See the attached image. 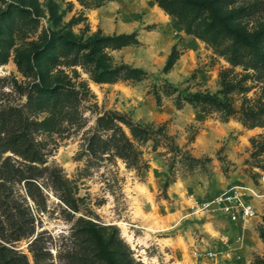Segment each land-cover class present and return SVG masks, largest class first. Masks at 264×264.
Here are the masks:
<instances>
[{"label":"rangeland","instance_id":"obj_1","mask_svg":"<svg viewBox=\"0 0 264 264\" xmlns=\"http://www.w3.org/2000/svg\"><path fill=\"white\" fill-rule=\"evenodd\" d=\"M201 1L209 6L182 11L188 19L195 16L200 29L212 21L207 40L187 32L157 0H0V49L7 56L0 75L27 88L32 82L71 86L81 97L76 119L60 116L57 125H41L35 132L44 164L60 168L78 205L76 211L67 208L49 183L42 188L43 211L26 197L39 220L34 235L39 231L46 239L41 263L60 264L73 223L81 217L126 244L111 252L117 264H264V196L252 198L257 213L248 219H231L204 205L234 183L264 191V150L257 152L264 121L248 126L239 117L241 110L264 106V67L231 63L232 43L223 37L229 29L260 39L264 50V0ZM132 32L133 41L96 47L101 36ZM173 45L177 58L165 71ZM68 46L83 63L67 62ZM236 48L245 49L240 38ZM121 64L141 68V78L95 80L102 67ZM229 84L235 88L224 91ZM194 92L209 93L217 102L185 98ZM226 107L236 110L227 114ZM105 109L148 128L146 137L132 138L123 125L139 152L137 167L85 150L96 116ZM31 116L40 121L52 111L35 109ZM17 187L23 192L22 184ZM28 241L20 240L16 248L36 264Z\"/></svg>","mask_w":264,"mask_h":264},{"label":"trees","instance_id":"obj_2","mask_svg":"<svg viewBox=\"0 0 264 264\" xmlns=\"http://www.w3.org/2000/svg\"><path fill=\"white\" fill-rule=\"evenodd\" d=\"M157 1L167 12L177 16L187 32H192L203 40L210 38L212 21H205L200 29L194 22L195 16L188 19L182 11L185 6L198 11L200 6L209 5L201 0ZM175 1L181 3L182 7H176ZM245 10L246 6L240 11L243 13ZM223 37L228 38L232 43L230 46L232 50L227 54L231 63L253 68L264 67V50L260 47V39H249L240 34L237 36L229 29L224 30ZM239 38L245 44L243 51L236 48ZM134 39L133 32L104 35L97 38L95 44L96 47L105 44L120 45ZM222 50L225 53L226 49ZM63 54L67 57L69 64L84 62V59H81L82 56L72 46H68ZM177 54L176 46L173 45L163 66L165 71L172 66ZM6 57V52L0 49V63L4 62ZM97 64L102 66L99 61ZM141 73H143L141 68L121 64L109 69L102 67L95 75V80L140 79ZM233 88L235 84H229L224 87V91L233 90ZM23 94H26V101L22 100ZM80 98L79 91L71 86L63 84L46 86L32 82L27 88L15 79L9 80L7 76L0 75V264H29L28 255L16 248V243L26 238L29 240L27 247L34 262L52 264L41 263L45 259L44 254L48 251L42 244L46 239L42 232L37 231L34 235V221L38 218L33 211H30L26 197L32 199L34 204L43 211L46 208V194L43 193L42 188L49 183L54 192H59L58 198L67 208L76 211L78 205L72 194V185L63 176L60 168L44 164V152L35 138V132L41 125L44 127L47 124L57 125L60 116L68 121L76 119ZM185 98L195 103L210 102V100L217 102L209 93L202 92L190 93ZM35 109L51 110L52 116L37 121L31 116ZM225 110L227 114H233L236 109L226 107ZM239 117L248 126L261 125L264 121V106L241 110ZM123 125L128 127L132 138H144L149 132L148 128L139 125L128 115L114 109H105L96 116L95 131L88 135L85 150L92 157L100 158L105 153L108 156H118L128 166L137 167L139 152ZM106 131L108 132L103 136L102 133ZM259 146L257 152L264 150V142ZM18 184H22L23 192L18 190ZM65 213L69 214L70 211L66 210ZM81 221L84 219L77 217L73 223L75 229L59 255V259L62 260L60 264H117L118 258L111 256V252L126 246L122 239L115 234L107 236L103 228L95 222L87 220L86 223H82ZM120 250L124 253V249ZM118 256L127 259L123 254ZM133 263L141 264L134 261Z\"/></svg>","mask_w":264,"mask_h":264},{"label":"built area","instance_id":"obj_3","mask_svg":"<svg viewBox=\"0 0 264 264\" xmlns=\"http://www.w3.org/2000/svg\"><path fill=\"white\" fill-rule=\"evenodd\" d=\"M264 196L253 185L234 183L221 189L204 203L210 209L217 208L231 219H248L256 215L257 209L252 198ZM209 251L208 254H212Z\"/></svg>","mask_w":264,"mask_h":264}]
</instances>
